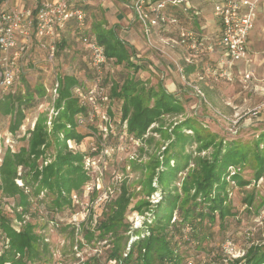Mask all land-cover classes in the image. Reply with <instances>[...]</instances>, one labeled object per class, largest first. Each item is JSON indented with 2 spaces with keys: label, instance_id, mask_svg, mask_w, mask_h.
Wrapping results in <instances>:
<instances>
[{
  "label": "rangeland",
  "instance_id": "1",
  "mask_svg": "<svg viewBox=\"0 0 264 264\" xmlns=\"http://www.w3.org/2000/svg\"><path fill=\"white\" fill-rule=\"evenodd\" d=\"M209 1L193 0V4L201 9L206 7V4L211 5ZM99 2L107 3V0H86L83 6L86 23L90 20L89 15L92 11L96 15V20L103 19L100 13L95 11ZM108 2H113L115 6L120 3L119 0H108ZM125 2L128 8L130 0ZM169 11L170 15L181 19V23L178 22L179 27L192 32L197 39H203L204 47L199 50L195 60L198 63V71L203 74L201 76L212 87L211 93L206 95L195 78L188 80L190 85L181 86L185 88L181 92L170 93L164 86V73L157 71L154 66V63L157 64V61L161 60L162 55L155 46L158 41L150 46L145 40L141 50L134 49L135 59H139L146 67L136 73V77L143 84L142 88L144 90L150 87L155 88L157 82H161L168 93L176 95L173 97L181 105L182 110L163 114L146 130L143 135L144 140L135 139L132 135H127L128 138H119L117 126L122 120L121 101L110 98L106 105L108 109H103L109 117V129L101 122V125L107 128V132L101 131V136L94 126L96 123H93V126L85 125L76 128L78 133L87 136L79 144L73 140H70V144L73 145L74 151H81L85 154L83 168L89 176V181L81 187L80 192L72 191L70 204L64 205L60 210H56L57 208L51 204L54 194L51 195V192L43 189L37 197L30 198L32 204L28 214L24 216L26 222L34 224V231L47 244L48 252L44 257L47 264H82L87 258L94 256H97L101 263L106 261L111 245L106 244L107 241L100 240H93L86 244L82 239L81 228L84 225L85 228L91 230L96 226L103 217V212H109L110 204L119 195L123 185L131 199L124 215V226L120 227L117 233L118 241L120 246H123L126 242L136 239L132 236V229H141L142 220L148 215L149 209L154 208L162 198L157 182V173L161 170V166L154 170L156 162L162 160L164 148L173 140V136H170L171 131L186 119L199 123L201 139L207 140L213 137L212 145L219 142H222L223 146L235 144L238 148L247 151V158L239 165L227 167L224 195L226 205L230 207L233 215L225 219L221 228L218 220L210 224V227L205 225L206 221H204V227H208L205 233H210V238L201 245H197L194 240H189L190 229H186L178 243H181L180 250L183 255L181 264H229L230 260L242 257L250 247L264 244V112H258L257 109L258 106L264 104V99L262 100L252 90L253 84L246 90L242 88L239 81L241 74L238 71H236V76L229 77V79L232 78L230 81L224 76H219L221 70L218 64L221 56L216 45L219 38L218 31H220L218 28V33L213 30L206 32L207 29L205 33L198 31L193 25L194 19L189 12L174 9H169ZM133 19L134 24H140L135 22L134 16ZM198 19L202 20V15ZM210 20L217 22L212 14V7ZM100 25L103 27L102 23ZM84 28L85 23L81 29ZM82 30L78 29V25L72 21L68 28L61 31L59 37L61 40H57L53 63L47 61L45 49L32 46L26 56L18 62L19 82L15 84L12 91H4L0 88V96L10 92H20L24 95L27 89L33 91L31 102L33 106L26 110V118L15 134H9V117H0V157L6 148L16 151L25 144V141L21 139L27 130L32 129L37 117L41 116L45 120L46 127L49 128L48 123L53 117L51 112L56 99L52 91L56 77L64 74L74 75L79 79L78 83L85 82L86 86L93 82L96 74L89 65V54L86 55L83 52L81 43H79ZM98 30L107 31L102 28ZM118 32L120 31L116 32L119 37ZM62 34L68 35L72 44H69ZM207 46L212 48L210 54L217 53L216 58L209 57L206 52ZM183 52L186 53V51ZM175 54L177 53L171 51L166 60L174 71L180 70L181 72L182 58L181 56L178 58ZM143 56L145 58L150 56V58L142 59ZM238 63H235L232 70L234 67L241 68ZM127 71L112 61L106 63L101 74L100 85L109 91L111 80H120L123 73L126 74ZM247 73L252 74L251 81L259 79L252 72ZM34 89L42 94L37 96ZM152 103L153 98L150 101V104ZM97 122L99 125L100 122ZM183 133L192 135V131L188 129H183ZM6 138H10L12 142L8 144ZM182 145L183 147L176 145L174 150L170 149L168 153L175 152L183 157L185 154L191 155L189 164L177 174L173 183L178 189L188 173L197 170L195 160L198 157H210L214 149L210 146L205 150H200L202 144L194 141ZM52 154L53 148L50 147L46 153L47 161L51 159ZM257 157L262 160L263 167V177L259 179L255 178L260 168ZM173 163L174 161L171 160V164ZM237 175L246 184L237 182L234 178ZM150 177H152L151 185L154 190L148 193L147 183ZM138 205L141 210H135ZM17 211L20 210L17 209ZM0 212L12 220V226L15 229H20V224L15 221L13 199L0 196ZM179 218V213L175 210L171 222ZM226 242H230L231 246L226 247ZM5 246L6 244L0 237V252ZM107 264H114V262L109 261Z\"/></svg>",
  "mask_w": 264,
  "mask_h": 264
},
{
  "label": "trees",
  "instance_id": "2",
  "mask_svg": "<svg viewBox=\"0 0 264 264\" xmlns=\"http://www.w3.org/2000/svg\"><path fill=\"white\" fill-rule=\"evenodd\" d=\"M98 29L100 28H94V35L104 48L107 63L112 61L115 65L122 66L125 71L132 70L123 73L120 80H111L107 96L109 99L121 101V121L126 122L127 135L142 140L152 123L158 121L163 114L181 111L182 107L159 81L155 88L144 90L136 73L146 67L139 59H135L134 49L120 40L112 29ZM55 81L58 83L53 107L56 114L51 118L49 128L41 116L37 117L32 129L27 130L21 139L25 144L16 151L6 148L1 157L0 196L13 199L15 221L20 224V229H15L12 220L0 212V237L6 244L0 252V264H47L44 258L48 252L47 244L34 231V224L24 220L32 204L30 198L37 197L43 189H47L51 195L54 194L52 206L60 210L64 205L70 204L71 192H80L81 187L89 181V176L83 168L85 154L69 149L66 143L67 140H73L79 144L87 136L76 131V117L87 114V107L82 106L71 93L78 80L74 75L64 74L56 77ZM34 92L37 96L42 94L39 90L34 89ZM152 98L153 103L150 104ZM32 100L33 91L29 89L24 95L20 92H10L0 96V117H9V134H15L20 129L26 118V110L33 106ZM183 129L191 130L192 135L184 134ZM199 130L198 122L186 119L171 131L173 140L164 148V156L156 162L154 168L155 170L161 166L157 173V182L162 198L154 208L149 209L148 215L142 220L141 229H132L135 240L126 242L123 246H120L118 241L117 233L119 228L124 226V215L131 199L124 185L110 204L109 212H103V217L93 229L82 225V239L86 244L100 240L111 245L106 256L107 262L181 264L183 255L180 250L181 243H178L186 229H190L189 240L201 245L210 238V233H205L208 227H204V221L205 225L210 227V224L218 220L221 228L225 219L233 215L230 207L226 205L225 176L228 166L246 161L247 151L235 144L223 146L222 142H219L212 145L213 137L201 139ZM193 141L202 144L200 150L210 146L214 149L210 157H198L195 160L197 170L188 173L178 189L173 183L177 174L189 164L191 155L185 154L183 157L175 152L168 153L170 149L174 150L176 145L183 147L182 144ZM50 147L53 148V154L47 161L46 153ZM171 160L174 161L173 164ZM258 161L260 168L256 179L263 174L262 160ZM234 178L237 182L246 184L238 175ZM151 179L152 177L147 183L148 193L154 190ZM16 180H20L22 186H18ZM135 210H141L139 205ZM175 210L180 218L171 222ZM99 261L98 257L94 256L87 258L82 264H107L106 261ZM229 264H264V244L250 247L242 257L230 260Z\"/></svg>",
  "mask_w": 264,
  "mask_h": 264
},
{
  "label": "built area",
  "instance_id": "3",
  "mask_svg": "<svg viewBox=\"0 0 264 264\" xmlns=\"http://www.w3.org/2000/svg\"><path fill=\"white\" fill-rule=\"evenodd\" d=\"M24 0H0V88L4 91H12L19 82L18 62L24 58L27 52L36 43L38 47L45 49L47 61L53 63L56 51V42L63 29L70 22H75L78 29L84 27L85 12L83 6L86 0H57L54 2L39 3L37 7L10 6L12 2ZM260 0H210L212 14L219 25V38L217 46L220 51L219 76L229 79L232 67L235 63L243 61L247 55V43L250 31L254 25L255 13ZM193 0H130L128 8L136 21L144 31L146 42L151 46L150 38L152 30H163L172 25L178 27L176 37H159L161 47H156L161 54H166L165 48L186 47L191 54L186 59L191 63L198 57L199 50L204 47L203 39H197L190 31H186L178 25V18L168 14L169 8H177L183 12L193 10L196 16V7ZM79 41L89 54V65L96 76L89 86L85 82L78 83L71 89L82 106L87 107L85 116L78 115L75 119L77 127L93 125L102 136L107 132L109 117L103 109H108L109 98L107 90L100 85L102 71L107 63L104 48L96 38L89 35H81ZM206 52H212L210 46ZM203 76V74H201ZM199 75V79L203 77ZM252 78L251 73L244 75V80ZM58 83L53 84L54 95L57 96ZM200 93V91H198ZM258 112H264V104L257 107ZM103 111V112H102ZM52 109L51 115H55ZM100 124L98 125V122ZM103 122V125H101ZM50 125V121L48 123ZM48 125V126H49ZM103 126V127H102ZM117 133L119 138H128L126 122L119 121ZM6 142H12L6 138ZM69 149L74 148L70 140L66 141ZM93 149V148H92ZM74 150V149H72ZM1 163V157H0ZM18 186H22L20 180H16ZM231 246L226 242V247ZM189 264V263H188Z\"/></svg>",
  "mask_w": 264,
  "mask_h": 264
},
{
  "label": "crops",
  "instance_id": "4",
  "mask_svg": "<svg viewBox=\"0 0 264 264\" xmlns=\"http://www.w3.org/2000/svg\"><path fill=\"white\" fill-rule=\"evenodd\" d=\"M54 1H57V0H24L22 2H19V1L18 2H12V3H10V6H18V7L28 6L31 8H35L38 6L39 3L54 2ZM119 1H120V3L117 4L116 6L113 2H108V0H107V3H103V2L97 3L98 4L97 10H95V11L98 14L100 13V16H102L103 19L96 20L95 19L96 15H95L94 11H92L89 15L90 20H87V23H86V19H85V28L80 33V36L81 35H89V36L96 38L94 35V28L95 27L96 28H102L104 30L105 29L106 30L112 29L115 33L117 31H120V33L118 32L119 37L116 33V36L120 40L128 43L135 50L136 49L141 50L142 45H143V41L146 40L142 26L136 20H135V22H137V24H139V25H136L133 23L134 19H133L132 13L125 5L126 4L125 1H127V0H119ZM105 4H107V5H105ZM206 5H207L206 7L201 8V9H200V7H197V5H194V4L192 5L193 7H196V12L198 13L196 16H194L192 14L193 10L189 11L190 15L194 19L193 25L195 26L196 30L204 31V33H205L206 29H207L206 32H209V30L210 31L213 30V31L217 32V28L219 29L218 22H211V20H210L211 5L210 4H206ZM169 9H174L176 11H180L177 8H169ZM169 12L170 11L168 10V14H169ZM203 12H204V15H203ZM201 15H202V20H199L198 18ZM178 20L181 23V19L178 18ZM101 23L103 24V27L100 25ZM104 23H106V24H104ZM68 27H69V23L67 24V26L65 28H68ZM201 34H202V32H201ZM62 35H63V38L65 40L66 39L68 40L69 44H72V41L69 39L68 35H65V34H62ZM176 36H177V28L172 26V25H169L163 30H152L150 38L152 39L153 45H155L156 42L158 41L157 45H155V46L160 48L161 45H160V41H159L160 38L159 37L166 38V37H176ZM59 37H60V35H59ZM59 37H58V39H59ZM218 37H219V35H218ZM59 40H61V39H59ZM33 45L38 47V45L36 43H34ZM144 48H146V47H144ZM184 48L185 47H176L174 49H169V48L164 47V51L166 54L161 55V57H160L161 60L157 61V64L154 63V66L157 68V69L156 68L155 69L157 71H159L160 73H164V76H165V85L164 86H165V88L170 93H172L173 91L181 92V90L185 89L184 87H181V86L190 85L188 80L189 79L194 80V78H195L196 82L199 83L200 86L204 89L206 95H209V93H211L210 90L212 89V87L205 82L206 79L204 77L202 79H199L198 75L199 74L201 75L202 73L200 71H198V63L196 62V60H193L190 64L186 62V59L189 58L191 51H189L187 48H185V50H184ZM81 49L87 55L88 52L84 49L83 46L81 47ZM182 49H183V51H186V53H184L182 51ZM171 51L177 53L175 55H177L178 58H180L179 56H181V58H182L180 61L181 65H182L180 68L182 70L181 72H180V70L177 72L174 71L173 70L174 68L166 60L167 55H169ZM208 55H209V57H214V58L217 57V53L216 54L215 53L210 54V52H209ZM146 58L149 59L150 56L146 57ZM146 58H145V56L142 57V59H146ZM238 65H240L241 68L238 69V68L234 67L233 70L231 69V71H230L231 75L230 76L231 77L236 76L235 75L236 71H238L241 74L239 81L241 83L242 88L244 90H246L247 88H249V86L251 84H253L252 90L255 91L257 96H259L263 100L264 99V0H260L258 2V5H257V9H256V13H255V19H254V25H253V28L250 31V34L248 37L246 58L243 61H240L238 63ZM247 72H252L253 75H255V77H257L259 79L257 81H253V79H252V81L250 79L245 81L244 75ZM66 75H69V74H66ZM231 79H227V80L230 81ZM77 80H79V79L77 78ZM177 95L179 96V94H177ZM173 96L176 97V95H173ZM262 177H260V178H262Z\"/></svg>",
  "mask_w": 264,
  "mask_h": 264
}]
</instances>
